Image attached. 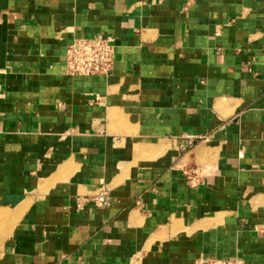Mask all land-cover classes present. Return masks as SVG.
I'll return each instance as SVG.
<instances>
[{
	"label": "crops",
	"instance_id": "1",
	"mask_svg": "<svg viewBox=\"0 0 264 264\" xmlns=\"http://www.w3.org/2000/svg\"><path fill=\"white\" fill-rule=\"evenodd\" d=\"M0 212V264H264V0H0Z\"/></svg>",
	"mask_w": 264,
	"mask_h": 264
},
{
	"label": "built area",
	"instance_id": "2",
	"mask_svg": "<svg viewBox=\"0 0 264 264\" xmlns=\"http://www.w3.org/2000/svg\"><path fill=\"white\" fill-rule=\"evenodd\" d=\"M116 47L111 37L97 35L91 38L76 39L68 48L65 56V72L71 77L109 78L114 70ZM97 100H99L97 98ZM207 137H189L184 150L193 149L198 143L206 142ZM109 189L101 187L93 196L96 206L106 203ZM196 264H244L239 259L200 258Z\"/></svg>",
	"mask_w": 264,
	"mask_h": 264
},
{
	"label": "rangeland",
	"instance_id": "3",
	"mask_svg": "<svg viewBox=\"0 0 264 264\" xmlns=\"http://www.w3.org/2000/svg\"><path fill=\"white\" fill-rule=\"evenodd\" d=\"M11 216L8 213L0 212V238L2 239L4 236V232L6 231V225H10Z\"/></svg>",
	"mask_w": 264,
	"mask_h": 264
}]
</instances>
